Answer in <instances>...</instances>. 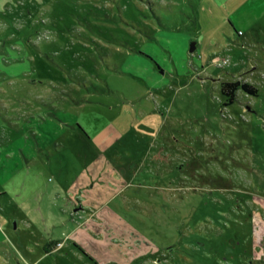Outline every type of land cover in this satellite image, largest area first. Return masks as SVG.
Returning a JSON list of instances; mask_svg holds the SVG:
<instances>
[{
	"label": "rangeland",
	"instance_id": "1",
	"mask_svg": "<svg viewBox=\"0 0 264 264\" xmlns=\"http://www.w3.org/2000/svg\"><path fill=\"white\" fill-rule=\"evenodd\" d=\"M21 54L0 138L31 105L83 127L6 179V264H264V0H0Z\"/></svg>",
	"mask_w": 264,
	"mask_h": 264
},
{
	"label": "crops",
	"instance_id": "2",
	"mask_svg": "<svg viewBox=\"0 0 264 264\" xmlns=\"http://www.w3.org/2000/svg\"><path fill=\"white\" fill-rule=\"evenodd\" d=\"M26 59L22 54L19 57L10 58V60L0 58V81L2 79L3 81H8L10 78H18L20 80L22 76H25L28 68L31 67ZM4 92V86L0 85L1 95ZM31 106V108L26 107L31 112H27L26 127L24 128L26 129L25 135L0 138V210L2 206L5 207L6 203L4 200L10 190L6 185V179H11L17 168L24 167L25 161L29 163L30 160L36 158L38 152L36 146L41 145L40 138L43 141H50L51 138L63 133L65 131L64 127L72 125H77L79 128L83 127L72 112L61 108L57 109L56 106H53L56 112H40L39 105ZM76 107L78 106L74 108ZM84 107L85 105H81V108ZM16 109L21 111L23 107L20 104ZM15 125L17 126L18 124L15 122ZM11 159H13V164H8ZM8 222L10 221L6 217H0V264H6V258L9 255ZM27 227H30V225H27Z\"/></svg>",
	"mask_w": 264,
	"mask_h": 264
},
{
	"label": "trees",
	"instance_id": "3",
	"mask_svg": "<svg viewBox=\"0 0 264 264\" xmlns=\"http://www.w3.org/2000/svg\"><path fill=\"white\" fill-rule=\"evenodd\" d=\"M242 88L247 93L257 95L258 89L247 82L242 81H225L221 83V92L226 98L224 105H229L235 102L237 91Z\"/></svg>",
	"mask_w": 264,
	"mask_h": 264
},
{
	"label": "built area",
	"instance_id": "4",
	"mask_svg": "<svg viewBox=\"0 0 264 264\" xmlns=\"http://www.w3.org/2000/svg\"><path fill=\"white\" fill-rule=\"evenodd\" d=\"M222 58H216V60L218 61V62H220V60H221ZM228 61H229V59L228 58H223V64H226V63H228Z\"/></svg>",
	"mask_w": 264,
	"mask_h": 264
},
{
	"label": "water",
	"instance_id": "5",
	"mask_svg": "<svg viewBox=\"0 0 264 264\" xmlns=\"http://www.w3.org/2000/svg\"><path fill=\"white\" fill-rule=\"evenodd\" d=\"M196 48V42H192L190 51H193Z\"/></svg>",
	"mask_w": 264,
	"mask_h": 264
}]
</instances>
